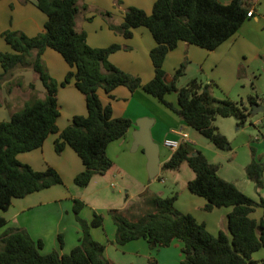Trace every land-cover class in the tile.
<instances>
[{
    "label": "trees",
    "instance_id": "obj_1",
    "mask_svg": "<svg viewBox=\"0 0 264 264\" xmlns=\"http://www.w3.org/2000/svg\"><path fill=\"white\" fill-rule=\"evenodd\" d=\"M80 1L37 0V6L48 16L43 31L32 36L16 29L3 32L12 50L0 51L3 67L0 85L16 70L30 68L39 75L46 88L44 98L34 95L14 111L10 119L0 121V208L3 210H7L16 197H25L64 182L55 167L49 165L44 170H37L21 161L18 155L41 147L50 133L59 131L58 90L72 80L85 94L88 114L73 117L56 138L55 150L61 154L69 144L81 157L85 167L75 177V184L80 187L88 186L95 175L106 173L114 165L107 153L108 145L125 136L133 123L129 117L113 116L112 106L104 105L99 97L101 87L107 92L119 85L132 91L142 88L219 149H230L231 144L215 124L216 118L233 116L242 125L252 113V105L258 101V96L252 94L247 101L218 98L212 82L197 77L178 86L177 80L185 74L188 59L176 69L172 80H167L164 69L167 53L181 40L207 49L218 47L247 19L255 16L250 10L252 7L256 10L257 0H231L229 3L221 0H156L151 14L141 7L128 6L124 21L118 25L113 23L110 11L99 10L110 27L125 37H131L133 28L138 26H147L151 30L157 42L150 51L155 75L146 83L111 62L109 56L121 48L119 44L94 47L88 43L87 32L76 26L77 16L83 8ZM48 47L60 52L71 67L61 82L51 75L43 61V53ZM30 88L35 91V84L31 83ZM171 92L177 93L178 106L167 100L166 95ZM184 162L195 173L188 181V187L206 198L205 210L232 207L228 214V231L221 229L215 235L205 222L177 208V193L169 196L153 193L126 209L109 210L117 226L116 241L125 244L145 238L155 248L167 247L174 240H180L184 243L182 264H264V258H253V253L264 247V197L257 200L234 182L222 178L216 164L190 142H182L161 169H179ZM246 173L258 187L263 186V162L253 158L246 166ZM85 205L83 199L74 198L73 210L82 227V236L80 243L69 253L56 249L42 253L43 240H35L25 227L7 226L8 220L0 215V229L7 226L0 234V264H117L106 257L105 244L92 235V228L103 224L104 214L96 211L89 221L81 215ZM257 206L263 210L260 220L251 216ZM151 262L158 263L156 259Z\"/></svg>",
    "mask_w": 264,
    "mask_h": 264
},
{
    "label": "crops",
    "instance_id": "obj_2",
    "mask_svg": "<svg viewBox=\"0 0 264 264\" xmlns=\"http://www.w3.org/2000/svg\"><path fill=\"white\" fill-rule=\"evenodd\" d=\"M118 1L81 0L80 4L83 8L77 16L76 26L79 30L87 32V41L91 46L107 47L111 44H119L121 48L112 52L109 56L111 62L121 69L141 77L142 82L146 83L155 75V66L150 51L157 42L151 30L147 26H138L133 28L131 37H125L110 27L109 21L99 10L110 11L113 23L118 25L124 21V12L128 6L141 7L151 14L156 0ZM221 1L223 3L231 2V0ZM257 1L259 7L257 5L255 16L247 19L235 34L215 49H207L184 40L179 41L178 45L167 53L164 61L167 80H172L176 69L185 59H188L185 75L180 77L183 80L186 81V77L187 81L190 80V77L193 76L190 70L194 67V72H197L194 77L204 73L207 77L203 80L205 82H210L212 77L214 78L213 73H219L234 85L237 72L242 67L240 62L243 59L253 61L258 57H264V0ZM47 20L48 16L37 6V0H0V51L12 50L3 37L5 30H22L32 36L45 29ZM43 61L51 75L60 82L64 80L67 72L71 69L63 55L51 47H48L43 53ZM2 72L3 67L0 64V73ZM13 77L18 78V86L12 88L11 94L2 84L0 85L2 91L0 121L10 119L11 114L20 109L34 95L41 98L46 95L43 82L36 77L32 69L16 71ZM21 80L22 84H20ZM31 83L35 84V91L30 88ZM220 88L221 86L217 90H220ZM27 89H30V92L26 91ZM214 92L217 93V91ZM98 94L104 105L112 106L113 116L129 117L133 121L125 136L112 141L108 145L107 153L113 160L114 165L106 173L112 170L121 173L127 172L128 167L133 169L129 160L131 157L121 152L134 141V132L138 129L137 121L143 117L153 119L152 136L159 144L162 142L166 150L163 156L161 155L162 149L160 150L161 166L174 153L164 145L166 138H178L179 135L176 132L183 130L189 134V142L194 141L191 140V137H193L192 127L174 110L142 88L132 91L125 85H119L111 92H107L101 87L98 89ZM57 97L60 104V115L57 119L59 131L50 133L41 147L22 152L18 157L37 170H44L49 165L55 167L62 175L64 182L35 191L25 197H16L7 210L0 208V215L8 220L7 226L25 227L35 240H43L44 246L41 251L45 254L55 249L61 253H69L80 243L82 236V227L76 219L73 206L74 198L83 196L73 192L72 188L76 185V175L85 166L81 157L69 144L66 145L61 154L57 153L55 140L59 137L60 132L71 123L75 115L88 114L87 102L85 94L75 85L74 80L65 86H61ZM166 98L178 106L176 92L168 93ZM139 148L143 149L142 146ZM202 153L208 158L206 153L203 151ZM137 160H139V166L136 168L138 177H135V180L143 186L147 178L144 170L147 157L146 159L137 157ZM161 172H163L162 169ZM162 181L165 180L162 179ZM173 194L174 192L171 195ZM184 195L190 202H197V205H199L196 206L197 208L203 207L207 202L206 198L198 199L195 197L199 195L193 193L190 189L188 193L184 191ZM179 200L180 197L176 200L177 207ZM178 208L184 212L192 213L199 221L205 222L207 228L213 234H218L224 228H227L228 231V214L232 207H215L211 211V214L215 217L197 216L191 207L182 208L179 206ZM94 212L92 214V209L87 204L81 210V215L91 221ZM261 216L255 218L260 220ZM7 226L0 229V234ZM116 232L117 226L110 213L104 214V222L101 226L92 228L93 237L106 246V257L117 264H153L151 259H156L157 264H182V247L184 243L180 240H174L167 247L155 248L151 247L145 238L119 244L116 241ZM61 235L62 241L60 240ZM155 255L158 258H155ZM169 257H175V262H169Z\"/></svg>",
    "mask_w": 264,
    "mask_h": 264
},
{
    "label": "rangeland",
    "instance_id": "obj_3",
    "mask_svg": "<svg viewBox=\"0 0 264 264\" xmlns=\"http://www.w3.org/2000/svg\"><path fill=\"white\" fill-rule=\"evenodd\" d=\"M240 64L242 67L239 72H237L234 85L222 74L213 73L215 79L212 77L210 82L213 84V91H217V95L215 92L214 94L218 98H229L234 101H240L241 99L247 101L249 95H257L260 105L264 107V57H258L253 61H246L243 59ZM194 70V67L190 70L192 72L191 74H193L190 79L194 78V75L197 74ZM36 77L40 79L38 74ZM195 77L202 80L207 78L204 73ZM17 80L18 78L12 76L9 80H4L2 85L11 94L12 88L17 85ZM187 82V77L186 81L180 78L177 80V85L182 86ZM220 86V90H217ZM26 91L30 92V89ZM1 92L0 89V99H2ZM215 124L219 127V130L227 136L231 148H217L209 138L192 127L193 137H191V140L194 141H191V144L193 147L196 150H202L208 155L210 159L208 160L216 164L218 174L222 178L234 182L240 190H244L243 192L246 191V194L249 193V196L257 200H259L261 196L264 197V183L262 187H258L253 180L248 178L246 173V166L253 158L264 163V110L249 114L247 121L242 125H239L238 119L233 116H218L215 120ZM160 146L162 149L161 155L163 156L166 150L162 142ZM123 152L131 157L129 160L133 169L127 166V172L123 173L112 170L103 175L98 174L86 187H80L78 185L73 186L72 191L83 196L80 198L84 200L86 205H89L92 209V214L94 210L95 212L107 214L111 208L126 209L131 204L141 202L144 200L145 196L147 197V195L153 193L169 196L174 192L177 193L178 198L180 197L178 207H191L194 209L197 216L202 217L208 215L209 217H215L211 214V211L204 209V205L203 207L197 208L196 206H199L197 202H190L184 195V191L187 193L189 191L187 186L188 180L195 176L194 171L187 162H184L179 169H165L155 178H150L146 162L144 170L147 178L144 181L145 185L142 186V184L136 182L135 177H138L136 168L139 166V160H137V157L146 159L145 152L142 148L134 150L133 142L121 153L123 154ZM162 179L165 181H162ZM195 197L198 199H205L203 197L200 198L201 196ZM261 214L262 208L257 206L251 215L254 218H258ZM224 230L227 231V228H224ZM215 235H217V233ZM154 257L156 258L157 255ZM253 258L258 260L264 258V247L255 251L253 253ZM168 259L169 262H175V257H169Z\"/></svg>",
    "mask_w": 264,
    "mask_h": 264
},
{
    "label": "water",
    "instance_id": "obj_4",
    "mask_svg": "<svg viewBox=\"0 0 264 264\" xmlns=\"http://www.w3.org/2000/svg\"><path fill=\"white\" fill-rule=\"evenodd\" d=\"M261 110H264V107L260 105L258 98V101L252 105V113H258ZM137 123L138 129L134 132L133 149L136 150L140 146L144 148L147 157V170L149 176L150 178H155L161 172V146L152 136L151 126L153 124V119L143 117L139 119ZM193 154H198V152H194Z\"/></svg>",
    "mask_w": 264,
    "mask_h": 264
},
{
    "label": "built area",
    "instance_id": "obj_5",
    "mask_svg": "<svg viewBox=\"0 0 264 264\" xmlns=\"http://www.w3.org/2000/svg\"><path fill=\"white\" fill-rule=\"evenodd\" d=\"M250 14L255 15L254 8L250 10ZM178 138H166L164 141V145L171 149L173 152L177 151L182 142H189V134L186 131L178 130Z\"/></svg>",
    "mask_w": 264,
    "mask_h": 264
}]
</instances>
